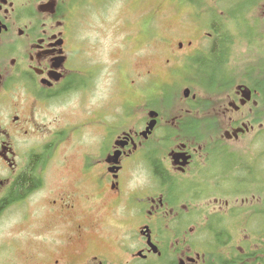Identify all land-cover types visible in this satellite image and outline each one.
Listing matches in <instances>:
<instances>
[{
    "label": "flooded vegetation",
    "instance_id": "obj_1",
    "mask_svg": "<svg viewBox=\"0 0 264 264\" xmlns=\"http://www.w3.org/2000/svg\"><path fill=\"white\" fill-rule=\"evenodd\" d=\"M111 1L0 0V216L19 207L14 229L26 231L16 236V245L28 249L26 264H151L163 257L171 238L175 252L195 251L178 256L175 264H215L211 255L218 249L240 248V238L235 243L231 234L243 232L245 214L262 219L264 233V212L248 211L256 197L246 198L248 189L258 193L264 187V67L244 73L239 52L247 43L262 56L264 46L252 29L243 27L250 40L226 28L231 22L243 25L253 11L263 13L264 0H255L257 7L249 2V10L245 3L240 19L208 18L204 24L195 19L198 36L159 39L162 56L151 57L150 67L147 56L122 57L125 88H119L124 98L118 110L133 127L115 132L113 119L109 130L84 133L96 124L101 128L109 116L98 105L84 108L100 66L92 62L93 42L81 35L80 18L75 29L72 11ZM250 24L264 26V15ZM148 26L136 40L139 52L150 45ZM223 32L221 75L204 78L201 67L211 62ZM116 68L109 66L113 78ZM73 95L86 123L79 122L78 105L72 119L64 108ZM44 121L49 124H40ZM38 134L49 151V163L41 167L30 163L28 147ZM154 138L158 149L152 155L162 175L150 164L147 148ZM65 147L77 148L70 164L68 154L61 155ZM26 173L38 183L21 189L17 181ZM214 230L225 237L209 255Z\"/></svg>",
    "mask_w": 264,
    "mask_h": 264
},
{
    "label": "rangeland",
    "instance_id": "obj_2",
    "mask_svg": "<svg viewBox=\"0 0 264 264\" xmlns=\"http://www.w3.org/2000/svg\"><path fill=\"white\" fill-rule=\"evenodd\" d=\"M112 0L109 4L102 5L104 3L96 4L93 7H89L86 9H82L81 11L75 10L72 11V18H74V27H77V18L81 19V35L85 40H91L93 42V47H91L90 52L92 53V62L97 66H100L99 75L96 77L95 81H92L90 88V92L85 97V106L87 108L91 106L98 105L101 107V113L107 114L109 117L104 119V122L100 124L101 128H99L98 124L93 129L92 127H87L84 130L93 131V130H101L103 131V127L105 129H110L108 126L112 120L116 119L117 125L112 128L115 132H121L123 130H128L131 127L130 120L126 118L123 114H121L118 110V105L122 103L120 98H124V91H120L119 88H125V82H121L120 72H122L125 68L124 60H120L122 57H128L131 55L132 59L134 56H147L149 62L147 64L148 67L152 65L151 57L156 55L162 56L160 54V49L158 48L160 42H157L159 39L170 36V35H194L195 30L197 28L196 20L201 22L202 24L208 18L218 20L219 19H236V17L244 11L243 6L246 3L247 10L248 6L256 4L257 7L258 2L255 0ZM222 1V3H221ZM253 4H249V2H253ZM190 2V3H189ZM225 8V10L223 8ZM159 9V10H158ZM258 10V9H257ZM223 11V13H221ZM251 12V11H249ZM264 13V12H263ZM261 10L253 11V14H249L248 18L245 17V23L242 25L240 22V26H236L234 22L227 23L226 28L228 29L227 34L232 35H241V37H248L250 35V40L252 39V34L246 33V30L243 27L252 29L255 31L253 34L255 39L259 41L260 47L264 46V26L260 28L254 27V25L250 24L251 19H257V17L263 16L264 14ZM143 17V22H138L139 18ZM240 16H238V19ZM196 19V20H195ZM146 23L148 26V40L149 46L145 48L143 51H138L139 48L136 46L137 39L139 36L145 32ZM83 26V27H82ZM236 29V31H235ZM74 32V34H80ZM75 35V36H77ZM133 37V42L132 38ZM199 32L197 31L194 36H198ZM244 37V38H245ZM142 40L140 36V41ZM155 40V41H154ZM245 39V41H250ZM122 45V47H121ZM130 45V47H129ZM126 48V49H123ZM129 47V50H128ZM240 54L243 55L242 66H244V73L248 71V69L253 67H264V54L262 56L255 53H251L247 43H245L244 48H240ZM261 58V59H260ZM258 59H260L258 63ZM119 64L115 61H119ZM135 63V62H134ZM111 64H117L116 73L117 75H110L109 66ZM133 66V65H132ZM135 66V65H134ZM146 66V65H145ZM92 73H95V70H91ZM118 79V80H117ZM181 93L180 91H176L172 98H176V95ZM264 90H262V94ZM179 97V96H178ZM79 97L77 95L69 96L66 98V102L64 104L65 110H68V116L71 118V110L73 105L78 107L79 111V122H85L87 118L80 109ZM180 98V97H179ZM178 98V99H179ZM119 99L121 101H119ZM67 106V107H66ZM83 114V116H82ZM118 116V117H117ZM102 120V118H101ZM40 124H49V122H42ZM86 127V126H85ZM87 133V132H86ZM86 137V136H84ZM47 139L43 134L34 135L29 140L28 147L30 148L32 157L40 156V161L37 164H45L47 162V155L49 151L47 150ZM87 139L83 140L86 144ZM158 139L154 138V140L149 141V145L147 150L150 152H155ZM32 147V149H31ZM161 148V147H160ZM84 151V150H83ZM83 151H79L78 154H82ZM77 153V148H67L65 147L61 153V155H67V163L73 162L71 159V155ZM70 156V157H68ZM62 157V156H61ZM101 158H103V151L101 153ZM59 159V158H58ZM54 163V162H53ZM41 167V165H40ZM66 171L63 174H68ZM221 188L218 186L217 188ZM261 192L256 190L248 189L246 193V198L249 200L253 199V195H255V206L254 208L248 209V211H258L264 212V187L260 188ZM259 201L257 202V200ZM19 207H14L12 209L7 210L4 215L0 216V264H26L24 261V253L28 251V249H23L24 245H16L17 233L24 232L23 227H17L14 223V219ZM223 221L221 228L225 229V224H227V220ZM235 221V220H234ZM243 221L245 223L243 232L233 231L232 239L236 243V240L240 238L239 246L240 248H229L222 249L219 251L217 247L215 249H211V245L208 246L207 253L210 255L211 251H216L213 255H211V259H214L215 264H223V262H228V264H264L263 261H259L258 258H262L259 254H263L264 251V233L261 231L262 219L257 217H250L248 214H245ZM188 223V220H186ZM166 228V224L162 225V231ZM26 232V231H25ZM168 237V235H166ZM225 236L219 235V239H223ZM173 238L171 241H167L163 246V257L158 258L155 263L151 264H175L178 256L183 253L186 254H195V251H190L188 248H183L178 253L173 250ZM208 236L205 235V238H201L202 240H207ZM231 239V238H230ZM244 240L242 245L241 241ZM211 242V239L208 240ZM182 242V241H181ZM214 243V240L212 241ZM10 247H9V246ZM213 245V244H212ZM260 245V246H259ZM13 246L17 247V250H13ZM206 246V245H205ZM237 246V245H236ZM259 246V247H258ZM13 250L12 255L8 254V250ZM205 255L206 250L203 249ZM175 252V253H174ZM177 253V254H176ZM209 255H206V259L209 260ZM218 259V260H217ZM175 260V261H174ZM29 264V263H28Z\"/></svg>",
    "mask_w": 264,
    "mask_h": 264
},
{
    "label": "trees",
    "instance_id": "obj_3",
    "mask_svg": "<svg viewBox=\"0 0 264 264\" xmlns=\"http://www.w3.org/2000/svg\"><path fill=\"white\" fill-rule=\"evenodd\" d=\"M240 16V14L238 15ZM238 16L236 18H238ZM226 33H220L219 35V44H218V48L216 49V51L213 52V56H211V62H204L201 69H202V75L204 78H206L208 75H210L211 72H213V75L215 76V78L220 77L222 69H223V64H222V53L225 51V46H226V37H225ZM153 152H150L149 158H150V164L154 165V170L157 174L162 175L163 171L161 166L159 165V163L157 162L154 155H152ZM40 161V156H33L30 163L33 165H36L38 162ZM38 183V180L36 178H34L31 174L26 173L23 174L17 181V186L19 185L21 189L24 188H29V187H33L34 185H36ZM179 195V194H178ZM13 197V192L10 193V195L8 196V199H5L4 201H2V204L4 205L5 203L7 204L8 201ZM218 230H214V243H212V239L210 242L211 245V249H215L216 243H218L219 241H222L221 239H219V232H217ZM213 244V245H212ZM212 252V251H211ZM214 252V251H213ZM226 262H223V264H225Z\"/></svg>",
    "mask_w": 264,
    "mask_h": 264
},
{
    "label": "water",
    "instance_id": "obj_4",
    "mask_svg": "<svg viewBox=\"0 0 264 264\" xmlns=\"http://www.w3.org/2000/svg\"><path fill=\"white\" fill-rule=\"evenodd\" d=\"M248 92V90H246Z\"/></svg>",
    "mask_w": 264,
    "mask_h": 264
}]
</instances>
